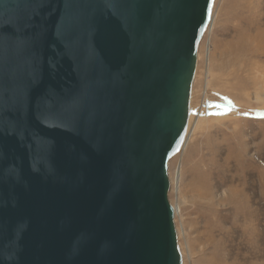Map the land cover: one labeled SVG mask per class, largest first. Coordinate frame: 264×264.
Masks as SVG:
<instances>
[{
  "label": "water",
  "instance_id": "95a60500",
  "mask_svg": "<svg viewBox=\"0 0 264 264\" xmlns=\"http://www.w3.org/2000/svg\"><path fill=\"white\" fill-rule=\"evenodd\" d=\"M215 0H0V264H183L169 160Z\"/></svg>",
  "mask_w": 264,
  "mask_h": 264
},
{
  "label": "rangeland",
  "instance_id": "374dc122",
  "mask_svg": "<svg viewBox=\"0 0 264 264\" xmlns=\"http://www.w3.org/2000/svg\"><path fill=\"white\" fill-rule=\"evenodd\" d=\"M214 13L198 51L194 130L169 160L170 179L181 166L169 199L181 206L183 264H264V0H215Z\"/></svg>",
  "mask_w": 264,
  "mask_h": 264
},
{
  "label": "bare ground",
  "instance_id": "6f19581e",
  "mask_svg": "<svg viewBox=\"0 0 264 264\" xmlns=\"http://www.w3.org/2000/svg\"><path fill=\"white\" fill-rule=\"evenodd\" d=\"M214 21H215V13L212 14V19H211V22L209 23L208 31L213 29ZM209 50H210V45L208 43V46H207V52L208 53H209ZM199 58H200V56H199ZM190 111H191V108H190ZM191 112H193V111H191ZM191 112L189 114V123H188V128H187V134H186L185 142L183 144L182 149H185L187 147V145L189 144V141H190V138H191V135H192L191 132H193L192 130H194L193 127H192L193 126V120H194L193 118H194V116H192L193 114ZM198 121L199 120H197L194 125L198 124ZM180 175H181V166L178 165L176 167L174 176H172L170 180H172V182H174V184H177L179 186ZM173 206L175 208V212H177V211L179 212L181 206L179 204H174Z\"/></svg>",
  "mask_w": 264,
  "mask_h": 264
}]
</instances>
